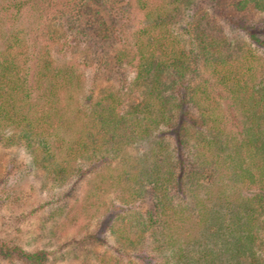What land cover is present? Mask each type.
I'll use <instances>...</instances> for the list:
<instances>
[{"label": "trees", "instance_id": "trees-1", "mask_svg": "<svg viewBox=\"0 0 264 264\" xmlns=\"http://www.w3.org/2000/svg\"><path fill=\"white\" fill-rule=\"evenodd\" d=\"M231 1L260 20L224 0H0V146L55 189L26 217L48 212L51 238L81 226L93 264H264V0ZM37 2L106 10L116 83L86 86L22 29ZM49 254L0 236V264Z\"/></svg>", "mask_w": 264, "mask_h": 264}, {"label": "rangeland", "instance_id": "rangeland-1", "mask_svg": "<svg viewBox=\"0 0 264 264\" xmlns=\"http://www.w3.org/2000/svg\"><path fill=\"white\" fill-rule=\"evenodd\" d=\"M34 4L35 7L32 6L22 20L21 27L26 33H32V28L39 25L45 33L44 41L48 43L53 41L52 49L55 55L71 62L83 75L86 86L96 89L116 83L111 63L114 43L101 39L97 33L104 25L109 26L111 23L106 10L90 4V8L82 10L78 16L72 14L61 17L56 5L46 7L42 2ZM224 6L228 15L237 24H241V21L254 23L260 20L258 19L260 17L255 18L252 12L249 16L240 17L231 0H224ZM238 36L244 39L241 34H237L239 39ZM146 147L147 144L139 149L143 150ZM139 149L136 150L137 154ZM24 151L21 146L12 148L0 146V199H4L0 201V236L20 244L25 250L45 247L50 251L48 264H93L91 246L86 243L85 232L81 226H65L68 224L66 221L65 225L57 230L56 238H51V221L45 216L48 212L41 210L35 217H26L25 213L29 209L32 210L49 201L50 190L54 192L55 189L41 190V183L36 180L35 172L31 169L29 158ZM8 172L10 178L4 183ZM43 220L47 223V230L40 229ZM259 234L264 238L263 231ZM94 249L106 250L115 255L113 241L108 237L103 246ZM256 253L263 254L260 250H256ZM1 264L25 263L12 256L2 260Z\"/></svg>", "mask_w": 264, "mask_h": 264}]
</instances>
